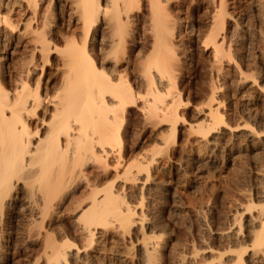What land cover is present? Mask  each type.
<instances>
[{
	"label": "bare ground",
	"instance_id": "1",
	"mask_svg": "<svg viewBox=\"0 0 264 264\" xmlns=\"http://www.w3.org/2000/svg\"><path fill=\"white\" fill-rule=\"evenodd\" d=\"M47 1L53 4L52 9ZM242 1L247 4L250 0H0V264H93L89 252L109 230L115 231L124 245L140 243L136 264H215L213 256L218 264H264V174L259 173L264 172V163L257 170L258 177L250 178L249 199L245 194L246 202L233 217L230 227L237 230L227 233L228 227H221L226 217L220 219L218 213L219 218L209 220L210 233L216 235L209 237L208 243L203 240L208 245L201 243L202 238L199 242L201 235L197 238V233L189 240L185 229V238L189 236V241L183 240L188 242H184L186 249H176L179 242L175 243L176 250L171 249L165 240L172 236L168 233L148 235L151 229L147 234V225L154 220L146 225L149 216L142 208L147 193L142 194L139 206L128 202L124 193L130 184L147 185L152 166L158 162L156 154L150 153L166 151L167 156L171 150L175 155L177 147L191 140L219 147L224 145L223 139L215 138L219 132L237 136L241 130L251 129L248 120L252 119L247 120L243 110L238 113V105L235 118L241 114L243 123L231 124L234 116L229 114L233 119H228L225 110L230 97L223 93L232 91L240 76L264 83V75L252 72L251 64L246 63L252 54L241 53L243 46L238 45L245 24L240 13ZM256 11L264 14V1ZM62 13L68 15L70 27H64L59 17ZM201 73L206 85L198 81L201 87L192 91L193 75ZM230 75L235 79H228ZM192 104L203 121L185 126V141L180 126L186 124L184 110ZM133 117L145 128L160 127L162 131V126L168 127L165 134L157 136L161 139L158 149L142 154L140 159L137 154L132 159V153L146 141L144 135L135 134L133 129L131 132ZM254 129L251 137L258 134ZM241 173L236 175L241 177ZM179 180L175 175L164 183L169 197L173 193L167 187L179 184ZM117 181H122L119 188ZM244 191L243 195L249 193ZM175 197L172 201L176 203ZM159 221H155L156 228L165 224ZM199 224L196 221L193 225ZM167 226L161 229L164 233ZM215 243L221 248H215ZM37 250L43 253L42 261L41 257L31 259ZM208 253L210 262L205 255ZM132 257L123 255L120 261L134 263Z\"/></svg>",
	"mask_w": 264,
	"mask_h": 264
},
{
	"label": "rangeland",
	"instance_id": "2",
	"mask_svg": "<svg viewBox=\"0 0 264 264\" xmlns=\"http://www.w3.org/2000/svg\"><path fill=\"white\" fill-rule=\"evenodd\" d=\"M261 1H264V0H250L247 4H244L243 3V1H242V7H241V11H240V13L241 12H243V13H241L242 14V16H243V18L245 17V19H244V29L241 31V34H240V36H239V38H238V45L240 46V47H242L241 48V50L242 51H240L241 53H244V54H247V55H249V56H251V54H252V56L251 57H249V59L251 60V62H249L248 60V62H246L247 63V65H249L250 66V64H251V68H252V72H254L255 71V73H258V74H261V75H264V14H262L261 15V13L259 12L258 13V11H256V8H258L259 7V5H260V2ZM258 4H257V3ZM46 3H49L50 5H51V7H50V9H52V5L53 4H51L50 2H46ZM254 3V4H253ZM49 4H46L45 5V7L48 5V7H49ZM249 4H251V5H249ZM253 5V6H252ZM47 7V8H48ZM249 7V8H248ZM49 9V8H48ZM20 15H21V13H19ZM260 14V15H259ZM66 15V16H65ZM62 16V18H63V24L65 23V25H64V27L66 26V27H70V25H69V22H68V15L66 14V13H62V14H60L59 15V17H61ZM263 18H262V17ZM262 18V19H261ZM67 19V20H66ZM66 24H68V26L66 25ZM246 26V27H245ZM262 32V33H261ZM243 34V35H242ZM263 35V36H262ZM242 42V43H241ZM241 43V44H240ZM190 46V45H189ZM190 49H192V47L190 48ZM245 49V50H244ZM250 53V54H249ZM263 55V56H262ZM252 57H254V58H252ZM263 57V58H262ZM256 59L258 60L257 62H256ZM253 60V61H252ZM256 65V66H255ZM260 67H261V69H260ZM253 68H254V70H253ZM256 68V69H255ZM258 68V69H257ZM262 70V71H261ZM256 71H258V72H256ZM251 73H248V75H250ZM194 76V77H193ZM192 77H193V80H194V82H193V84H192V91L195 89V91H197V89H199L200 87H201V85L203 86L204 84L206 85V82L204 81V77L202 76V73L201 74H197V76H195V75H193ZM238 76V75H237ZM201 77V78H200ZM230 77V78H229ZM241 77V76H240ZM240 77H238V79H235V78H233V76H227V78L228 79H231V78H233V80L235 79V81L236 82H234L233 84L234 85H232V91H230L229 93H225V92H223L224 93V96L226 95H228L227 96V98H229V100H228V102L226 103V105L225 106H227V107H225V110H227V112H228V115L229 114H232V116H234V121H231V122H233V123H231L232 125L236 122V124H234L235 126L236 125H238L239 123L241 124V123H243L241 120H240V116H241V114L239 115V119L237 120V114L238 113H241V111H242V113L243 114H246L247 113V115H246V119L248 120V119H252V121L251 120H248V123H249V125H250V130L248 131V130H241L240 132H238V133H236V135L238 136H235V134H226V133H223V132H219L218 134H216L215 135V138H221V139H223L224 140V145H221V146H219V147H215V146H212V145H210V144H208V145H210L211 147H209L206 143V141L205 142H202V143H198L199 141H193V140H191V143H193L192 145H191V143H187L186 142V144H189V145H184V146H182L181 148H179V147H177V149H176V151H178V152H176L175 153V155H174V153H172L171 152V150H169L170 152H169V154L172 156V158H171V156L169 155V157H168V155L166 156L165 154H167L166 153V151L164 152V151H162V152H158V151H154L153 152V150H156V148L158 149V147H159V145H160V141L159 140H161V139H158V137H161V135L160 134H162V133H166L167 132V130H168V127L167 126H162V131H165V132H162L161 130H160V127H159V129H158V127L157 128H145V126L143 125V123H141L142 121L139 119V118H137L136 120H139L140 122L138 123L135 119H134V117L132 118V122H131V127H130V130L131 129H133L134 130V133L135 134H137V133H139V135L141 134V135H144V137H145V141L146 142H144V144L142 145V147H139V148H136V149H134L133 151H134V153H132V155L134 154V155H138V158L137 159H140V158H142V156L143 155H145V154H147L146 152H148V154L150 153V152H153V153H150V154H156V159H158L157 161L158 162H156V164L158 165V167H157V165L156 164H154L152 167V170H151V174H150V176H152L151 178H150V180L148 181V182H146L147 183V185L146 184H135V186H134V184H130V185H128L127 186V188L125 187V195L128 197H126V199H127V201L129 202V201H131L132 202V204L133 205H138L139 206V202H142V194L143 195H145L146 193V195H145V197H143L144 199H143V202H144V206H143V208H142V210L144 211V213H145V215L147 214V217L149 216V217H151V219L148 221V219H149V217L146 219V225H147V222H151V221H153V223H148V227H149V229H146V231H147V234H148V232H149V230H150V232H149V234L148 235H151V233L153 232V233H156L157 235H158V233H159V235H161L162 234V232H163V234L164 235H167V233H168V236L170 235H172L171 237H167V238H165V237H163V238H165V240L166 241H168V244H169V246H171L170 248L171 249H175L177 246H178V248H176V249H180V248H183V247H185V248H183V249H186V245L184 244V242L185 241H183V240H190L191 239V235L193 236V234L194 235H196V233L198 234V235H196L197 236V238L200 236V238H198V240H199V242H200V239H201V243H203V244H206V245H208L207 243L208 242H210L209 240H210V238L212 237H214L216 234H214L212 231V234L210 233V230L211 229H209L210 228V224H211V222H212V220L214 219V218H219L220 216V219L221 218H224V217H226V218H224V219H226V220H224L223 219V222H221V227H223V229L225 228V225L228 227H226L225 229H226V231H227V233L228 232H230V231H234V230H237L234 226H232V227H230L232 224L231 223H233V217L236 215V212H238L239 210L241 211V209H240V207H241V203H244V201H245V194H246V200H247V198L249 199V197H248V195L247 194H249V195H251L250 194V188H249V183H251V180H250V178L252 177V178H257L258 176H256V175H258L259 173L261 174V175H263L264 174V172L262 173L260 170L263 168V167H261L262 165H263V163L264 162H262L263 161V159H264V131H263V129H264V89L262 90L261 89V87L264 85V83H262L261 81H257L256 83H254L255 81H253V79L251 80V77L249 76V78L247 79L246 77H244V76H242L241 77V79H240ZM237 78V77H236ZM246 78V79H245ZM199 79H202V80H199ZM197 80V81H196ZM251 82H250V81ZM200 82V84L201 85H198L199 84V82ZM202 81V82H201ZM196 82V83H195ZM205 82V83H204ZM245 82V83H244ZM195 83V84H194ZM204 83V84H203ZM236 83H238V85L236 84ZM253 83L255 84V85H253ZM194 85V86H193ZM204 85V86H205ZM261 85V86H260ZM196 86H197V89H196ZM199 86V87H198ZM259 86V87H258ZM234 88V89H233ZM260 89V90H259ZM235 92H234V91ZM194 91V92H195ZM263 92V93H262ZM222 93V92H221ZM220 93V94H221ZM219 94V95H220ZM231 95H233V97H231ZM220 96H223V95H220ZM233 99V100H232ZM200 101V100H199ZM198 101V102H199ZM231 101V102H230ZM233 101V102H232ZM252 101H254L253 103H252ZM235 102H237V104H234ZM251 104H250V103ZM257 102V103H256ZM234 105L235 107H233L232 105ZM231 105V106H230ZM239 106V109H238V107H236V106ZM249 105V106H248ZM228 106H229V108H228ZM242 106V107H241ZM248 106V107H247ZM252 106V107H251ZM254 106V107H253ZM241 107V108H240ZM248 109H247V108ZM227 108V109H226ZM236 108L239 110V112H238V110H236ZM244 108H245V110H244ZM258 108V109H257ZM235 110V113H236V111L238 112V113H233L234 112V110ZM241 109V110H240ZM261 109V110H260ZM263 109V110H262ZM194 107H193V104L192 105H190L189 106V108L187 109H185L184 111H185V113L187 114V116L188 117H186V124H183L184 125V127L186 126V127H188L189 125H190V123H192V122H195V121H200L201 122V120L203 121V115L202 114H199L198 113V111H196V110H194ZM249 110H251V111H249ZM258 110V111H257ZM191 111H193V112H191ZM248 111V112H247ZM229 112H231V113H229ZM260 113V115L261 114H263V116L261 115V117H259L258 115H256L255 117H257V118H255L254 117V114L255 113H257V114H259ZM248 113H250V115L248 114ZM196 114V115H195ZM242 114V115H243ZM198 115H201V116H198ZM253 115V116H252ZM195 116H198L197 117V119L195 118ZM232 116H230L229 115V118L228 119H233V117ZM249 116V117H248ZM135 117H137V116H135ZM201 117V118H200ZM235 117H237V118H235ZM253 117H254V119H253ZM259 117V118H258ZM192 118H194V119H192ZM135 121H134V120ZM196 119V120H195ZM230 119V120H231ZM235 119H236V121H235ZM259 119V120H258ZM262 119V120H261ZM239 120L241 121V122H239ZM191 121V122H190ZM257 121V122H256ZM261 121H263L262 123L263 124H261ZM135 122V123H134ZM136 122H137V124H136ZM187 122H188V124H187ZM140 123H141V125H140ZM255 123V124H254ZM134 124H136V125H134ZM260 125V128H257L258 127V125ZM137 126V128L136 127H133V126ZM183 125H181L180 126V130H182V136H183V138H184V140L186 141V137H187V135L185 136V132H186V127L184 128L183 127ZM252 126V127H251ZM253 126H255V127H253ZM263 126V127H262ZM140 127V128H139ZM143 127V128H142ZM167 128V129H166ZM255 128V129H254ZM136 129V130H135ZM145 130V132H144V130ZM252 129H254L255 131H256V129H257V133L258 134H255V135H258V136H255V135H253V133H252V137H251V130ZM258 129H259V131H258ZM262 131H261V130ZM133 130H131V132L133 133ZM140 131V132H138V131ZM153 132H152V131ZM154 130L156 131V132H154ZM159 131H161V132H159ZM184 131V132H183ZM243 131V132H242ZM158 132V133H157ZM225 132V131H224ZM259 132H261V134L259 135ZM143 133V134H142ZM146 133V134H145ZM152 133V135H150ZM154 133V134H153ZM188 132H186V134H187ZM240 134H242L243 135V137H242V135H240ZM218 135H219V137H218ZM224 137H223V136ZM229 135V136H228ZM246 135V138L244 137ZM247 135H250V136H247ZM137 136V135H136ZM152 136V137H151ZM158 136V137H157ZM235 136V137H234ZM157 137V139L155 140V138ZM227 137H228V139H227ZM231 137V138H230ZM239 137H240V139H239ZM256 137H258V138H256ZM260 137H262V139L260 138ZM153 138V139H152ZM234 138V139H233ZM245 141H243L242 139ZM251 138H253V139H251ZM260 138V141H257L258 139ZM227 139V141H225ZM236 139V140H235ZM248 139V140H247ZM255 139V140H254ZM257 139V140H256ZM155 142H154V141ZM158 140V141H157ZM183 140V141H184ZM230 142H229V141ZM253 140V141H252ZM184 141V142H185ZM201 141H204V140H201ZM200 141V142H201ZM247 141V142H246ZM263 141V142H262ZM196 142V143H195ZM231 142H232V145H231ZM146 143V144H145ZM194 143L196 144V145H194ZM204 143H205V145H204ZM228 144V145H226V144ZM230 143V144H229ZM157 144V145H156ZM201 144H202V148H200V146H201ZM263 144V145H262ZM199 145V146H198ZM234 145V146H233ZM260 145V146H259ZM262 145V146H261ZM185 146H189V148H187V147H185ZM193 146H195V147H193ZM231 147V148H229V147ZM197 147V148H196ZM199 147V148H198ZM210 149H209V148ZM221 147H224V150H223V148H221ZM228 149H227V148ZM206 148V149H205ZM208 148V149H207ZM215 148H217V149H215ZM234 150H233V149ZM142 151H141V150ZM184 149V150H183ZM185 149H186V151H185ZM192 149V150H191ZM194 149V150H193ZM197 149V150H196ZM230 149V150H229ZM137 150V151H136ZM202 150V151H201ZM205 150V151H204ZM209 150V151H208ZM212 150V151H211ZM213 150H215V151H213ZM222 150L224 151V154L226 155V156H224V154H223V152H222ZM228 150V151H227ZM136 151V152H135ZM179 151H182V152H179ZM199 151H200V154H199ZM156 152V153H155ZM163 152H164V154H163ZM214 153V155L212 154V153ZM248 152V153H247ZM159 153V154H158ZM204 153V154H203ZM210 153H211V155H210ZM141 154V155H140ZM143 154V155H142ZM161 154V155H160ZM199 154V155H198ZM220 154V155H219ZM243 154H246V158H245V156L243 155ZM256 154H257V156H256ZM259 154H262L263 155V158L261 157L260 158V156H262V155H260L259 156V159H262V163H260V160L258 159V155ZM132 156V159H133V157H134V159H136L135 157H137V155L136 156ZM139 155H140V157H139ZM164 155V156H163ZM189 155V156H188ZM244 157H242V156ZM174 156V157H173ZM180 156H181V158H180ZM201 156V157H200ZM221 156V157H220ZM239 156V157H238ZM248 156V157H247ZM224 157H225V159H224ZM242 157V158H241ZM255 157H257V159L255 158ZM166 158L168 159V161L167 162H165L166 161ZM177 158H178V161H177ZM181 161H180V160ZM221 159V160H220ZM238 159V160H237ZM239 159H241V160H239ZM247 159H249V160H247ZM169 160H171L172 162H170ZM174 160V161H173ZM224 160V161H223ZM248 162H247V161ZM240 161V162H239ZM258 161V162H257ZM226 162V163H225ZM255 162V163H254ZM160 163V164H159ZM225 163V164H224ZM244 163V164H243ZM256 163H260L259 165L258 164H256ZM163 164V165H162ZM164 164L166 165V166H164ZM180 164H182L183 165V167L182 166H179ZM262 164V165H261ZM190 165H192V166H190ZM258 167V168H256V166ZM156 166V167H155ZM162 166V167H161ZM247 166V167H246ZM264 166V165H263ZM161 167V168H160ZM193 167V168H192ZM253 168V170H252V168ZM261 167V168H260ZM179 168V169H178ZM190 168H192V169H190ZM239 170H238V169ZM232 169V170H231ZM251 169V170H250ZM256 169V170H255ZM178 170H180L179 172H177ZM241 170V171H240ZM243 170H246V171H243ZM260 171L259 173H258V171ZM264 170V169H263ZM188 171V172H187ZM235 171V172H234ZM253 171V172H252ZM257 171V172H256ZM185 172V173H184ZM239 174V172H243V173H241V174H244V175H246L245 177L247 178V180L245 179V177H244V175H241V177H239V176H237L238 174ZM245 172V173H244ZM246 172H247V174H248V172H249V174H251L252 176H250L249 174L247 175L246 174ZM256 172V173H255ZM176 173V174H175ZM180 173V174H179ZM237 175H236V174ZM258 173V174H257ZM175 175L176 176H179V179H181V180H179V184H177V185H173V187H172V185L171 186H168L167 187V189H169L168 191H171L172 193H173V195L174 196H176L175 197V201H176V203L175 202H173L172 200L174 199V196L173 195H171V197H169V195H167L166 193V190H163V187H165V184L164 183H168L169 181H171L172 179H174V177H175ZM238 177H236V176ZM234 178H233V177ZM144 178V177H143ZM235 178L237 179V182H235L236 180H235ZM251 178V179H252ZM151 179L153 180V182L151 181ZM230 179H232V180H230ZM239 179H241V180H239ZM245 179V180H244ZM249 179V180H248ZM154 180H156V181H154ZM235 180V181H234ZM160 181V182H159ZM180 181H181V183H180ZM232 182V184L231 183H229V182ZM241 183H240V182ZM118 183H116V185L118 186L117 188H119V187H121V185L119 184V182L120 181H117ZM158 182H159V184H160V186H159V184H158ZM163 182V183H162ZM233 182H235V184H233ZM121 184H122V181L120 182ZM152 183H155L154 185L152 184ZM229 183V184H228ZM157 184H158V186H157ZM163 184V185H162ZM228 184V185H227ZM242 184H245L246 186H248V187H245V185H244V187H243V185ZM120 185V186H119ZM143 185H145V186H143ZM162 185V186H161ZM230 185H231V187H230ZM236 185H238V186H240V187H236ZM138 188H137V187ZM177 186V187H176ZM133 187H135V189L134 190H132V188ZM142 187V188H141ZM150 187V188H149ZM154 189H153V188ZM243 187V188H242ZM131 189V192L129 191L130 189ZM137 188V189H136ZM146 188V189H145ZM166 188V187H165ZM236 188V189H235ZM239 188H240V190L242 191V192H240V190H239ZM245 188H246V190H247V188H249L247 191L245 190ZM129 189V190H128ZM151 189V190H150ZM158 189V190H157ZM177 191H176V190ZM231 189V190H230ZM245 191H244V190ZM139 190H141V191H139ZM145 190V191H144ZM148 190V191H147ZM129 191V194H126L127 192ZM136 191V192H135ZM162 191H164V192H162ZM216 191V192H215ZM243 191L244 192H249V193H244V195H243ZM139 192H140V194H139ZM145 192V193H144ZM150 192V193H149ZM174 192H176V195H175V193ZM240 192V193H239ZM135 193H137V194H139V195H137L136 194V196H135ZM164 193V194H163ZM131 194V195H130ZM133 194V195H132ZM152 194V195H154V196H151L152 197V199H151V197H150V195ZM215 194V195H214ZM230 194V195H229ZM240 194V195H239ZM242 194V195H241ZM149 195V196H148ZM157 195V196H156ZM160 197H159V196ZM209 195V196H208ZM133 199H131L130 197ZM167 196V197H166ZM212 196V197H211ZM236 196V197H235ZM241 196V197H240ZM243 196V197H242ZM141 197V198H140ZM150 199H149V198ZM155 197V198H154ZM243 198V199H241L240 200V198ZM129 198H130V200H129ZM134 198H136V199H134ZM145 198H147V199H145ZM160 198V199H159ZM170 198H172V199H170ZM203 198V199H202ZM155 199V200H154ZM167 199V200H166ZM201 199L203 200V201H201ZM144 200H146V201H144ZM158 200V201H157ZM160 200V201H159ZM162 200H164V201H162ZM170 200V201H169ZM243 200V201H242ZM154 201V202H153ZM168 201V202H167ZM239 203H238V202ZM130 202V203H131ZM146 202V203H145ZM152 202H153V204H152ZM155 202H156V204H155ZM159 202V203H158ZM162 202V203H161ZM246 202V201H245ZM163 203H165V204H163ZM167 203V204H166ZM169 203H170V205H169ZM174 203V204H173ZM200 203H202V205L200 204ZM155 204V207H153V205ZM163 204V205H162ZM239 204V205H238ZM158 205H159V207H158ZM166 205H169V206H166ZM173 205V206H172ZM176 207H175V206ZM179 206V208H177ZM201 209H203V210H200V208ZM239 206V207H238ZM163 207V208H162ZM173 207V208H172ZM181 207V208H180ZM207 207V208H206ZM209 207V208H208ZM236 207V208H235ZM238 207V208H237ZM153 208H154V211H153ZM170 208V209H169ZM211 208V209H210ZM214 208V209H213ZM222 208V209H221ZM156 209V210H155ZM157 209L158 210H160V211H157ZM163 209H164V212H163V214L161 213L162 211H163ZM167 211H166V210ZM194 209V210H193ZM196 209H198V210H196ZM204 209H207V210H204ZM213 209V213H211V214H209L210 213V211L209 210H212ZM218 209H219V211H218ZM162 210V211H161ZM200 210V211H199ZM170 211V212H169ZM194 211V212H193ZM196 211H198V212H196ZM217 211V212H216ZM233 211H235V212H233ZM155 212L157 213V214H155ZM191 212H193V213H197V214H195L196 216H198L197 218H196V216L193 214V213H191ZM202 212V213H201ZM205 212V213H204ZM209 212V213H208ZM233 212V213H232ZM177 215H176V214ZM199 213V214H198ZM200 213H201V216H202V218L200 217ZM218 213H220V215L218 214ZM152 216H151V215ZM154 214V215H153ZM173 215L172 217H171V215ZM191 214L193 215V217L191 216ZM210 216V217H208V215ZM214 214V215H213ZM219 215V217L218 216H216V215ZM224 214V215H223ZM225 214H226V216H225ZM159 215H161V216H159ZM166 215V216H165ZM180 215V216H179ZM187 215H189V217H187ZM203 215H204V217H206V221L204 220H202V219H205V218H203ZM156 216H157V219H156ZM170 216V217H169ZM176 216V217H175ZM212 216H213V218H212ZM161 217V218H160ZM169 219H168V218ZM178 217L180 218V219H178ZM193 219V221H192V219ZM201 219H200V218ZM231 217V218H230ZM153 218V219H152ZM160 218V219H159ZM172 218V219H171ZM195 218H196V220H195ZM199 218V219H198ZM212 218V219H211ZM229 218V219H228ZM156 219V220H155ZM165 219H167V220H170V222H172L171 220H173V222H172V224L169 222V221H167V220H165ZM174 219H175V221H174ZM177 219V220H176ZM187 219H189L188 221H187ZM191 219V220H190ZM198 219V220H197ZM160 220V221H159ZM164 220V221H163ZM184 222H182V221ZM211 222H210V221ZM155 221H159L160 223L162 222V223H165V224H167V225H169V229H167L168 228V226L167 225H163L162 223V225H161V227H157L156 228V226L158 225V224H156V222ZM165 221H167V222H165ZM176 221H178V223H177V225L178 224H180V225H178V226H176ZM190 221H192V223H189ZM196 221H197V224H199L200 222L202 223H200L199 225H193V224H195L196 223ZM225 221H227L226 222V224H225ZM154 222H155V224H154ZM169 222V223H168ZM182 222V223H181ZM186 222V223H185ZM193 222H195V223H193ZM199 222V223H198ZM230 222V223H229ZM189 223V224H188ZM228 223H229V225H228ZM154 224V225H153ZM183 224H187V225H183ZM192 226H191V225ZM206 225V226H203V225ZM224 224V225H223ZM172 225V226H171ZM190 225V226H189ZM201 225V226H200ZM223 225V226H222ZM155 226V227H154ZM164 226L165 227H167V228H165V233H164V229H163V231L161 230L162 228H164ZM170 226L172 227L171 229H172V231L170 230ZM173 226H175L176 228H173ZM208 226V227H207ZM154 227V228H153ZM178 227V228H177ZM197 227V228H196ZM153 228V229H152ZM156 228V229H155ZM198 228H200V229H198ZM207 228V229H206ZM176 229V230H175ZM188 230L189 231V233H188V231H187V233L185 232V230ZM209 229V230H208ZM234 229V230H233ZM156 232H155V231ZM159 230V231H158ZM161 230V231H160ZM168 230V231H167ZM173 230H174V232H173ZM179 230V231H178ZM197 230H199L200 231V233H198L199 231H197ZM170 231H171V233H170ZM192 231V232H191ZM205 231V232H204ZM207 231H208V233H207ZM225 231V232H226ZM109 232V234L108 233H106V238H103L102 240L101 239H98L97 240V243L96 244H94L93 245V249L89 252L90 253V255H91V257L93 256V259L91 258V260L92 261H95V262H93V264H123L121 261H120V259H122V256L123 255H125V257H129V256H131L132 257V255L134 256H136L137 258H133L132 257V259H133V262H134V259L136 260L134 263H129V264H136L137 263V260H138V257H139V253H138V251L140 252V243H139V245L137 244V242L135 241L136 239L135 238H133L134 240L133 241H135L136 243V245L134 244V246H135V249H131V248H129V247H134V246H131L130 244H129V246H128V244H125L124 245V243L120 240V238H119V235L115 232V231H113V230H109L108 231ZM201 232H204L203 234H201ZM111 233V234H110ZM174 233L175 234H177L176 236L174 235ZM185 233H186V235H190V238H188V237H186V238H188V239H186L185 238ZM209 233H210V235H209ZM108 234V235H107ZM117 234V235H116ZM208 234V235H207ZM214 234V235H213ZM116 235V236H115ZM164 235H162V236H164ZM213 235V236H212ZM203 236L206 238H203ZM176 237V238H175ZM180 237V238H179ZM210 237V238H209ZM185 238V239H184ZM240 238H242V236H240ZM176 239V240H175ZM173 240V241H172ZM188 240V241H189ZM205 242H207V243H204V241ZM182 241V242H181ZM117 242H119V243H117ZM177 242H179L178 244H180V247H179V245H177V244H175V243H177ZM100 245H99V244ZM117 243V244H116ZM123 243V244H122ZM182 243V244H181ZM185 243H188V242H185ZM185 246H184V245ZM219 245H220V243H218ZM217 243H215V245H214V247L216 248V246H218V247H220L221 248V246H219ZM119 245V246H118ZM172 245H174L173 247H172ZM177 245V246H176ZM183 245V246H182ZM182 246V247H181ZM104 247V248H103ZM114 247V248H113ZM138 249H137V248ZM217 247V249L219 250L220 248H218ZM113 248V249H112ZM215 248H214V250H215ZM112 249V250H111ZM127 249H128V251L130 250V252L131 253H128V251H127ZM175 249V250H176ZM216 249V250H217ZM111 252H110V251ZM138 250V251H137ZM108 251V252H107ZM36 252H38V253H36ZM35 253L33 252L32 253V255L33 254H35V255H33V256H35V257H33V256H31V259L32 260H38V258H42L43 257V253H41L42 251H36ZM40 252V253H39ZM135 252L137 253V254H135ZM129 254V255H126V254ZM112 254V255H111ZM114 254V255H113ZM120 254H122V255H120ZM106 255V256H105ZM207 257H206V259H207V262H210V258H212L211 257V254H205ZM121 257V258H120ZM36 258V259H35ZM131 259V258H130ZM214 258V256H213V259H212V261L214 262L215 261V264H218V259H215ZM43 260V258L41 259V261ZM217 260V261H216ZM207 264H212V262L211 263H207Z\"/></svg>",
	"mask_w": 264,
	"mask_h": 264
}]
</instances>
